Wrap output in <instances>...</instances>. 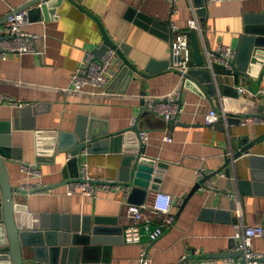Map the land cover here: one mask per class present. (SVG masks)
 Returning a JSON list of instances; mask_svg holds the SVG:
<instances>
[{"label": "crops", "instance_id": "1", "mask_svg": "<svg viewBox=\"0 0 264 264\" xmlns=\"http://www.w3.org/2000/svg\"><path fill=\"white\" fill-rule=\"evenodd\" d=\"M25 1L0 0V22H4L13 10H20ZM46 1L50 2L46 15L43 12L31 16L24 26L28 32L46 36L41 44L44 55L8 53L5 59L0 57V96L12 100L0 104V122L11 121V148L20 157L17 162L8 164L11 185L18 189L15 202L25 204L29 214L69 213L112 219L115 223L108 226L124 231L133 223L128 213L131 204L128 193L118 188L102 191L96 199L68 195L67 182L62 176L67 157L48 155L47 152L52 151L49 149L50 137H43L41 142L42 138L36 132H72L84 118L87 123L99 121L98 130L126 131L123 140L111 138L105 148L93 154L84 153L82 158L94 179L117 181L120 162L125 155L124 146L135 148L139 145L138 137L131 131L134 122H138L140 130L150 133L149 142L144 147L146 156L165 166L155 174L160 182L159 190L153 191L174 197L173 213L177 220L151 244H130L124 241L122 234L110 235L119 242L113 244L110 251L99 254L98 264H140L144 248L150 264H224L226 259L213 263L204 260L203 256L237 253L239 234L235 224L227 222L226 218L236 217L238 223L243 222L246 226L264 225V199L257 197L251 186L249 192L241 190V183L250 181L247 155L232 162L231 179L222 175L226 169V157L233 154V140L243 136L250 139L264 136L263 124L242 123L247 116L264 115V63L254 66L253 75L248 78L235 74V79L228 75L224 66L215 64L216 85L211 71L206 68L208 58L203 41L195 33L204 65H197L192 52V70H197L192 74V84H188V79L184 82L178 71L169 69V64L166 69L157 68L158 64L170 62L171 23L186 30L192 8L196 7L195 0H177L178 12L173 15L170 14L173 0ZM208 1L205 25L198 14L205 41L213 50L223 43L236 53L245 31L246 15L264 14V0ZM6 23L0 26V35ZM103 29L140 72L135 71L125 92L121 91L124 79L113 91L107 89L112 82L104 94L102 89L92 87L76 94L68 90L71 75L83 65L88 54L104 44ZM153 62L157 63L155 68L148 71ZM119 71L117 69V73ZM210 77L215 91L210 88ZM222 83L235 90L239 85L247 88L249 94L240 95L247 103L220 93ZM174 92H178L182 99V113L173 123L167 124L155 113H141L143 99L163 98ZM27 106L34 108V114L20 120L19 129H16L15 114ZM245 107L249 109L248 115L244 112ZM214 108L219 112L217 122L220 121L221 125L217 122L206 125L205 115ZM223 108L228 118L229 115L234 118V124L224 120ZM32 124L35 129L28 128ZM129 135L133 138H128ZM170 136L172 141L167 142L165 138ZM263 151L264 140L251 153L258 155ZM21 164L39 169L42 183L48 186L46 193L29 196L19 191V185L26 181ZM198 171L205 172V175L218 173L212 176L214 188L199 189L184 204L201 181L197 178ZM77 172L81 174L80 166ZM77 172L72 170L70 174ZM153 191L148 192L145 200ZM179 198L184 199L182 204L177 201ZM142 199V195L136 194L134 202ZM233 200L236 201L235 210L231 209ZM237 200H240L238 204ZM218 211L225 215L224 221L217 220L224 216L219 217ZM253 250L264 253L263 237L253 241Z\"/></svg>", "mask_w": 264, "mask_h": 264}, {"label": "water", "instance_id": "2", "mask_svg": "<svg viewBox=\"0 0 264 264\" xmlns=\"http://www.w3.org/2000/svg\"><path fill=\"white\" fill-rule=\"evenodd\" d=\"M71 1L75 2V0ZM48 5H50L49 1L33 0L26 3L18 12L28 10V18L43 12L46 15ZM195 6L198 9L201 22L204 23L207 14L206 0H195ZM8 17L9 15L4 22H0V26L8 21ZM245 22L246 27L237 48L234 67L237 75L248 78L253 75L254 66L264 63V14L246 15ZM102 31L104 44L92 52L94 61H98L108 49H116L122 60H124L125 66L120 69L115 76V80L107 89L113 91L119 81L125 79V84L121 90L125 92L128 84L133 81L135 71H140L131 64L118 44L111 41L105 30L103 29ZM1 39L2 36L0 35ZM190 40L193 45L194 59L197 65L202 67L204 59L196 34L193 31L190 32ZM2 52L3 50L0 48V53ZM155 64L157 63H151L148 71L153 67L155 68ZM168 64V62L158 64L157 68L166 69ZM195 73H197V70H190L188 72L186 76L188 84H192V74ZM209 83L211 90L215 91L211 77ZM219 90L220 93L232 98H240L244 104L247 103L245 98L241 97L231 86L222 83L219 86ZM142 95L146 96L145 94ZM181 103L182 99H180ZM147 105L148 101L143 99L141 113L144 115L149 113L146 109ZM245 110V114L248 115L249 109L245 107ZM30 114H34L32 106L18 109L15 114V128L19 129L18 122L20 120L24 121ZM161 119L164 121L163 118ZM86 120V118L82 119L72 132H36L38 137L42 138L41 142L44 141L43 137H50L51 146L49 149L53 153L52 151L47 152L48 155H52L54 158L59 155L67 157L62 167V176L67 183L79 179L80 175L77 171L79 170V166L82 165L84 153L93 154L98 152L101 148H105L104 146L110 142L111 138L115 139L118 137L123 140L127 135V132L124 130L116 133H110L106 128L98 130L96 127L99 121L90 120L87 123ZM174 121H170L169 123H173ZM227 122L231 125L234 124V118L229 115ZM217 123L221 125L220 121ZM10 126L11 121L0 122V264H92V262L98 264V261H100L99 254L102 251L104 253L110 251L112 245L119 242L117 238H112L110 235L122 234V229L108 226V224L115 223V220L103 217L98 218L90 215L82 216L69 213L29 214L25 204L15 202L18 189L11 185L8 164L17 162L20 157L11 148L10 132L12 128ZM28 128L35 129L36 127L32 124ZM139 130L137 122L132 126L131 131L135 132L138 137ZM130 137L133 138V136L129 135L128 138ZM263 140L264 136H258L255 139L243 136L239 140H233V154L230 157H226L224 175L231 179L230 165L242 155H247L251 168L250 181H243L241 183V190L249 192V186H251L253 193L257 197L264 199V151L258 155L251 153ZM144 147L140 144L135 148L124 146L125 155L122 157L120 169L117 172L116 184L125 193H128V202L135 205L144 203L149 191L159 190L160 178L155 174L158 169L165 168L162 164H158L154 158L147 157L146 148ZM41 154L44 155V152H41ZM72 170L77 173L71 175L70 171ZM215 175H218V173L206 175L189 193L184 204L206 184V180L212 181V176ZM136 194L142 195L143 199L134 202ZM231 209H236L235 200L232 201ZM217 214L219 217L224 215L219 211ZM224 218L225 215L217 218V220L224 221ZM226 219L227 222L234 224L238 222L236 217ZM92 256L95 257L93 258ZM240 256V252L235 254L230 252L223 254L208 253V255L203 256V259L214 263L218 259L239 258Z\"/></svg>", "mask_w": 264, "mask_h": 264}, {"label": "built area", "instance_id": "3", "mask_svg": "<svg viewBox=\"0 0 264 264\" xmlns=\"http://www.w3.org/2000/svg\"><path fill=\"white\" fill-rule=\"evenodd\" d=\"M33 0H26L29 3ZM176 1L173 0L170 8V14L173 15L178 12ZM222 1H237V0H210V2ZM244 1V0H239ZM28 23V10L15 11L9 14L5 29L1 32L2 39L0 40V48L3 50L0 57L5 59L8 53H15L19 55L38 54L44 55V50L41 44L45 39V35H38L28 32L24 26ZM170 36V62L169 69L178 71L184 82L187 79V74L192 70L193 66V50L190 41V32L193 31L200 35L203 41L208 64L206 68L211 71L213 80L217 85V76L214 72V65H222L227 70L228 75L235 79L236 69L234 61L236 53L229 46L220 43L215 50L208 46L204 39L203 28L199 21L197 7L192 8L191 16L187 22L188 28L181 30L176 24L171 23ZM85 62L71 75V86L68 90L76 94L84 92L87 87L94 89H102L101 93H105V89L115 80L117 69L125 66L124 60L120 57L116 49H108L98 61H94L92 54H88L84 60ZM236 92L241 96L249 94V91L244 86L239 85ZM6 101H12L0 96V104ZM16 105L17 103L14 102ZM22 107V104L19 105ZM147 111L155 113L169 123L177 119L178 115L182 113V103L180 104V94L174 92L168 94L163 98H151L148 100ZM219 112L214 108L205 115L204 123L206 125H213L218 120ZM224 120L227 122V112L223 108ZM242 123L244 125L263 124L264 115L261 116H247ZM135 124V122H134ZM133 124V125H134ZM138 143L146 146L150 139V133L146 130H139ZM167 142L172 141L171 136L166 137ZM234 163V161H233ZM81 174L78 180L67 183L68 195L79 194L81 196H88L94 199L98 198L102 191H110L120 188L116 181L109 179H94L90 176L89 167L87 164L80 166ZM20 169L26 175V181L19 185V191L30 196L32 193H46L47 187L41 181V173L39 169L32 165L21 164ZM224 176V174H222ZM206 177L205 172L198 171V180H203ZM214 185L211 180H206V184L201 187V190L213 189ZM174 197L162 191H153V193L142 204H130L128 206V213L133 223L128 226L122 233L125 242L130 244L137 243H155L162 235L176 223V215L173 213L175 206ZM180 204L184 199L177 200ZM240 200H237V204ZM235 229L239 234L240 242L237 246V252L241 256L237 259L226 258L224 264H264V253H259L253 250V241L255 239L264 238V225L246 226L243 222L236 223ZM140 264H150L149 255L145 248L140 254Z\"/></svg>", "mask_w": 264, "mask_h": 264}]
</instances>
